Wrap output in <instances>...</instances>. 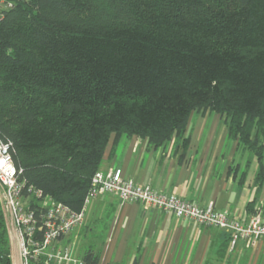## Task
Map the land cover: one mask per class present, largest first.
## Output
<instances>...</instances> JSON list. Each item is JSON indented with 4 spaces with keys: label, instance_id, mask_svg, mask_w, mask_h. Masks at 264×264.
Returning <instances> with one entry per match:
<instances>
[{
    "label": "trees",
    "instance_id": "obj_1",
    "mask_svg": "<svg viewBox=\"0 0 264 264\" xmlns=\"http://www.w3.org/2000/svg\"><path fill=\"white\" fill-rule=\"evenodd\" d=\"M202 109L255 153L263 184L264 0H22L0 19V139L28 185L74 210L113 133L186 143Z\"/></svg>",
    "mask_w": 264,
    "mask_h": 264
},
{
    "label": "crops",
    "instance_id": "obj_2",
    "mask_svg": "<svg viewBox=\"0 0 264 264\" xmlns=\"http://www.w3.org/2000/svg\"><path fill=\"white\" fill-rule=\"evenodd\" d=\"M156 147L137 135L110 136L100 169L121 168L140 185L177 195L200 207L214 204L247 222L260 213L264 220V182L260 162L228 134L223 117L210 110L193 111L184 135ZM229 232L205 227L173 213L115 194L100 196L88 206L84 222L64 242L87 241L101 264H264V237L255 246L239 241L233 251L219 254ZM85 252V251H84ZM83 255V254H82ZM81 255V256H82Z\"/></svg>",
    "mask_w": 264,
    "mask_h": 264
},
{
    "label": "built area",
    "instance_id": "obj_3",
    "mask_svg": "<svg viewBox=\"0 0 264 264\" xmlns=\"http://www.w3.org/2000/svg\"><path fill=\"white\" fill-rule=\"evenodd\" d=\"M22 0H0V19ZM12 144L0 139V185L4 192L5 223L8 252L0 254V264H83L64 239L82 225L91 199L115 194L122 201H137L205 227H216L229 232L233 251L239 241L253 247L264 237V220L260 213L247 222L234 218L227 210L220 211L210 203L200 207L177 195L159 191L150 185H140L123 175L121 168L99 169L80 211L54 200L42 190L28 185L21 178L19 167L11 152Z\"/></svg>",
    "mask_w": 264,
    "mask_h": 264
},
{
    "label": "rangeland",
    "instance_id": "obj_4",
    "mask_svg": "<svg viewBox=\"0 0 264 264\" xmlns=\"http://www.w3.org/2000/svg\"><path fill=\"white\" fill-rule=\"evenodd\" d=\"M97 199H99V197H96V198L91 199V201H90V203H89L88 206L89 207L92 206V204ZM0 218H2V222L5 225V223L8 220V218H7V214H6L5 208H4V192H3V188L1 187V185H0ZM86 244H87V241L84 240L83 238H81L80 240H77V239L75 240V242H74V251H75V256L76 257H81V255L86 250V247H87ZM0 248H2L4 250L7 249V252H8L9 247H8V239H7V236H6V239H5V237H4V240L1 239ZM7 252H5V253H7Z\"/></svg>",
    "mask_w": 264,
    "mask_h": 264
}]
</instances>
